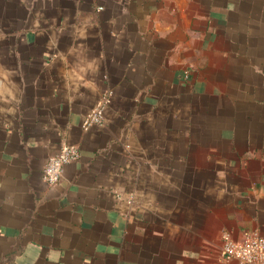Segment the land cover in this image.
<instances>
[{"label": "crops", "instance_id": "1", "mask_svg": "<svg viewBox=\"0 0 264 264\" xmlns=\"http://www.w3.org/2000/svg\"><path fill=\"white\" fill-rule=\"evenodd\" d=\"M222 232L264 240V0H0V264H236Z\"/></svg>", "mask_w": 264, "mask_h": 264}, {"label": "built area", "instance_id": "2", "mask_svg": "<svg viewBox=\"0 0 264 264\" xmlns=\"http://www.w3.org/2000/svg\"><path fill=\"white\" fill-rule=\"evenodd\" d=\"M111 103L110 94H104L97 101L94 108L85 117L82 128L89 130L94 126H101L104 122L105 111ZM80 157L79 149L72 144H63L60 151L50 156L43 169V182L56 186L62 178L64 167ZM221 257L225 261L236 264H264V240L260 237L245 234L242 239L236 240L228 232H222Z\"/></svg>", "mask_w": 264, "mask_h": 264}]
</instances>
